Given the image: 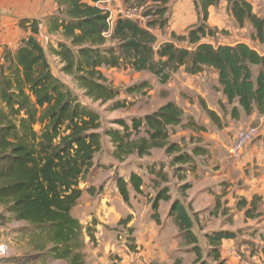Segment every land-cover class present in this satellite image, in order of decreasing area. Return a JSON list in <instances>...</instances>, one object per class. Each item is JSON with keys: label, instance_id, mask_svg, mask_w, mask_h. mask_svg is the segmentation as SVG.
Segmentation results:
<instances>
[{"label": "trees", "instance_id": "trees-1", "mask_svg": "<svg viewBox=\"0 0 264 264\" xmlns=\"http://www.w3.org/2000/svg\"><path fill=\"white\" fill-rule=\"evenodd\" d=\"M104 1L54 0L56 11L45 20V32L55 37V42L45 49L37 39L39 23L25 18L16 27L26 35L15 47L5 46L1 51L0 224H21L15 232L30 246L29 254L7 258L3 264H35L40 260L86 264L85 238L92 242L94 230L80 224L72 211L83 195L96 192L88 179L104 143L112 147V157L122 164L133 155L143 159L154 150L163 151L173 169L171 177L178 180L179 197L172 200L164 165L145 162L138 165L140 173L130 169L126 176L114 177L120 200L129 204L130 192L142 195L150 181L156 191L148 202L150 219L160 225V205L170 203L167 218L177 228L181 245L194 254L193 264H225L221 243L235 239L236 234L226 230L204 234V253L193 231L195 215L185 203L191 188L187 175L195 174V157L204 156L206 150L195 146L187 152L180 144L169 142L177 127L196 132L206 129L192 119L184 122L183 109L173 102L104 126L101 115L83 105L51 72L47 54L58 60L61 72L85 98L106 105L109 113L128 109L133 103L120 100L121 91L108 85L102 68L146 72L160 85L170 82L180 69L190 76L212 72L217 80L215 90L226 99V104L218 103L223 116L207 109L201 100L198 103L212 125L222 129L227 116L232 121H238L241 113L264 117V51L243 42L213 45L210 40L225 32L208 25L210 10L225 2L234 24L239 29L249 26L251 41L263 49L264 13L256 15L247 0H193L197 23L184 35L172 32L168 40L158 42L154 30H162L164 21L149 20L143 26L121 16L110 19ZM160 1L165 6L169 0ZM164 14L165 10L156 9L152 16L163 19ZM150 89L143 81L125 88L124 93L131 96ZM235 208L243 211L244 219L260 216L255 198L250 202L240 199ZM218 211L226 214L216 200L213 214ZM130 220L131 216H126L118 225L126 226ZM250 244L249 251L254 253ZM258 249L264 255V241Z\"/></svg>", "mask_w": 264, "mask_h": 264}, {"label": "crops", "instance_id": "crops-1", "mask_svg": "<svg viewBox=\"0 0 264 264\" xmlns=\"http://www.w3.org/2000/svg\"><path fill=\"white\" fill-rule=\"evenodd\" d=\"M103 69L105 68H102L101 71L104 74ZM206 73L190 76L180 69L170 82L161 85L160 88L169 90L175 81L185 80V83L180 81L178 88L180 87L181 91L194 96V100L190 102L188 98L183 99L176 96L175 98L168 97L169 99L164 103L177 104L184 111V122L192 119L206 129L204 132H196L177 127L185 131H181L179 140L173 141L178 144L182 143L181 148L187 152H190L195 146L206 150L204 156L195 157L198 170L193 175L188 174L186 179L191 188L186 193L185 203L190 204L192 214L195 215L194 228L199 231L200 236L219 230L236 234L235 230L238 231V228H235L236 212L243 217V211L237 210L235 204L240 199L250 202L254 198L258 202L260 216L258 219L245 220L262 228L264 227V117H260L256 113L250 116L241 113L238 121H232L227 116L225 127L215 128L206 117L198 101L201 100L207 109L222 117L223 114L218 103L226 104V99L215 90L217 80L216 75L212 72L210 74L214 77V84L208 91L202 92V76ZM192 79L200 81L199 87L191 86ZM200 114L205 116L202 121L198 117ZM249 126L257 128L258 136L244 148L241 159L233 161L229 157L228 150L234 142L236 133ZM185 136L186 138H184ZM185 145L190 147L184 149ZM149 161L151 163L158 162V160H148L147 162ZM172 194L171 192L172 200L179 197ZM113 199V201L108 200L106 196L105 200L82 197L72 211V215L80 224L94 230L92 242L89 241V238H85L86 264H193L194 254L188 251L189 247H180L177 228L167 218L170 203H161L159 208L161 223L156 225L150 219V204L147 201L144 200L139 204L138 200H134V202L130 200L129 204H125L117 196ZM216 200L220 202L222 209H226V214L221 211L213 214ZM126 216H131L129 223L126 226L118 225L119 220ZM209 218L214 219L218 223V227L212 226L213 223L208 221ZM128 229H132L131 234L128 233ZM194 234L196 235V233ZM252 235L249 238L251 242L247 241L243 245L236 244V239L222 241L221 258L225 260V264H244L239 252L242 253L244 249L249 250L250 243L253 244V242L255 243L253 244L255 252L249 254L247 251V259L253 264H264V255L258 249L264 241V228ZM196 236L198 238V235ZM19 237L17 234H12L11 238H2L0 245L9 248L13 255L22 256V253L30 252V246L26 239L20 237L23 241H19ZM7 241H10V246L7 245Z\"/></svg>", "mask_w": 264, "mask_h": 264}, {"label": "rangeland", "instance_id": "rangeland-1", "mask_svg": "<svg viewBox=\"0 0 264 264\" xmlns=\"http://www.w3.org/2000/svg\"><path fill=\"white\" fill-rule=\"evenodd\" d=\"M247 1L251 3L253 11L256 15H263L264 0ZM103 8L105 11L111 14L112 19L121 11L131 10L135 12L137 16L143 17L145 21L154 19H157L158 21H164L162 30H154V34L156 35L158 42L168 40L172 32L176 33L177 35H184L190 27L194 26L197 23V16L194 11L193 0H169L167 5L165 6L160 0H105ZM156 9L165 10L163 19H160L156 15L152 16V13H154ZM55 11L56 6L54 0H0V53L5 46L8 48L15 47L18 40L22 36L26 35V33L19 30L15 25L19 20L25 17L35 19L39 23L40 33L37 36V39L39 43L45 49H47L48 44L55 42L56 38L49 36L47 32H45V20L48 18V16L55 13ZM147 14L151 15L147 16L148 18L146 19L145 16ZM208 25L212 28L217 29L218 31L225 32L224 34H218L215 40H210V42L215 46L219 44L235 45L237 43L243 42L258 51H264L262 46L251 41V30L249 26H246L243 29H239L234 24L225 10V2H221L218 7L212 8L210 10ZM177 46L185 47V45L182 44H177ZM47 61L51 72L70 89L72 94L83 105L90 109H93L101 115L102 123L104 126H110L108 122L114 119L121 118L128 120L133 116L139 117L151 113L158 107H160V105H162L166 100H168V97L175 98L176 96H178L179 98L182 97L183 99L188 98L190 102L194 100V96L181 91L180 87L178 88V84L180 83V81H183V83H185V80L179 79L178 81L174 82V85L169 90H163L160 89L161 85L154 79V77L146 72L135 73L132 71H122L118 69H103L108 85L113 89L121 91L120 100L124 99L127 100V102L133 103V105L128 109L109 113L106 109V105H101L98 102H92L91 100L85 98L82 91L78 89L71 78L61 72V66L58 60L51 56L49 53L47 54ZM253 74H256V69L253 70ZM202 77L203 81L201 83V87L202 92H205V90L208 91L210 88H212L214 84V77L210 74V72H207ZM143 81L148 82L151 86V89L149 91H143L142 93H137L131 96H128L124 93L125 88ZM199 82L200 81H198L197 79H192L191 86L199 87ZM198 117L199 120L202 121L205 116H202L200 114V116ZM181 131L185 130H182L180 128L175 129L172 134L173 137L171 136L169 142L179 140L181 138ZM184 138H186V136ZM181 144L182 143H180V146ZM189 147L190 146L185 145L184 149ZM146 160H158V163L164 165V171L169 175V189L173 193V196L179 195L180 192L178 189V180L171 177L173 169L168 166L169 157L165 156L163 154V151L154 150L152 152L151 158L149 157L147 159H138L135 155H133L129 157V159L124 164H122L117 162L112 157V147L108 143H104L103 149L95 156V164L97 167L93 170L90 178L88 179L89 185L94 186L96 192L92 196L85 195L83 197L100 198L101 200H105L106 196L108 200L111 201L114 200L113 198L115 196L119 198V195L115 188L114 177L116 175L120 177L126 176L128 170L130 169L133 171L136 170L137 172H141L138 169V165L144 164L145 162H147ZM148 185L149 187L143 188L142 195L135 196L134 193L130 192V200L132 202H134V200H138L139 204L143 203L144 200L149 202L154 197L156 191L152 189L153 185L150 183V181H148ZM161 186H163V184H161ZM235 219V228H238V231L235 230L237 232L235 238L237 242L236 244L243 245L245 242H249V238L253 236L252 234L256 233L259 229L264 228L257 227V225L253 222H246V220L242 216H239L237 212ZM208 221L213 223L212 226L218 227V223L214 219L209 218ZM246 224L248 225L245 226ZM21 226L22 225L18 223L8 224L7 221H3L2 224H0V240H2V238H11L12 234L16 235L17 233L15 231ZM194 233L198 235L199 244L203 252L205 253L207 250V245L203 236H200L198 234L199 231L196 230V228H194ZM178 238L180 240V247H183L181 245V238L179 236V233ZM22 239H20L19 237V241H21ZM8 244L10 246V241L7 243V245ZM253 244L255 243L253 242ZM5 249L6 253L3 257H0V264H3V261L7 258L17 257L9 251V248ZM247 251L249 252V254H252L251 251L244 249L242 253L239 252V256L243 257L244 262L253 264L250 260L247 259ZM29 253L30 252L22 253L21 255L23 256ZM35 264L59 263L53 261L43 262L42 260H40V262H37Z\"/></svg>", "mask_w": 264, "mask_h": 264}, {"label": "built area", "instance_id": "built-area-1", "mask_svg": "<svg viewBox=\"0 0 264 264\" xmlns=\"http://www.w3.org/2000/svg\"><path fill=\"white\" fill-rule=\"evenodd\" d=\"M116 16H121V17L128 18L134 21H138L143 26L145 25V22L149 21V20L145 21L143 17L137 16L135 12L131 10L121 11ZM116 16H114V18ZM145 18L146 19L148 18L147 15L145 16ZM110 19H112V16H110ZM257 136H258V130L257 128L252 127V126H249L245 129L238 131L236 133L232 146L228 150V154L231 160L233 161L240 160L243 155L244 148L249 143H251L253 140H255ZM5 253H6L5 247L3 245H0V257H3ZM244 264H249V263L244 262Z\"/></svg>", "mask_w": 264, "mask_h": 264}]
</instances>
